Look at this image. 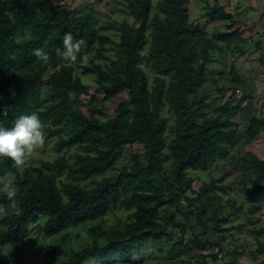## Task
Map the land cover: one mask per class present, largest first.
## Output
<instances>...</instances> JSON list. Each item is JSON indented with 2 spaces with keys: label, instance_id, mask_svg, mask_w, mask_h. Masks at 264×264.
Masks as SVG:
<instances>
[{
  "label": "trees",
  "instance_id": "obj_1",
  "mask_svg": "<svg viewBox=\"0 0 264 264\" xmlns=\"http://www.w3.org/2000/svg\"><path fill=\"white\" fill-rule=\"evenodd\" d=\"M127 1L139 24L123 22L115 26L120 32L121 62L84 67L98 77L106 100L127 91L128 98L119 103L116 114L102 120L101 107L83 110L75 105V95L88 92L87 84L75 74V66L98 41L103 45L106 39L98 33L96 9L69 14L64 4L54 0H0V127L11 128L20 115L36 113L47 136L52 137L70 117L74 128L69 136L57 141L58 150L72 146L82 150L77 153L76 164L59 157L22 172L10 158L0 157V172H14L17 185V195L11 201L0 191V264H14L3 248L19 242L42 217L44 234L54 236L117 207L131 211L126 220L120 219L108 229L93 226V244L71 252L60 264H87L112 254L128 256L150 241L170 237V226H186L178 223L177 215L181 213L182 194L191 187L187 171L207 170L217 159L226 158L232 147L251 144L264 132V115L252 116L244 130L237 122L243 103L253 98L252 94L230 95L214 113L206 102L212 53L221 50L222 43L231 45L242 38L233 13L217 2L207 5L204 17L211 22H228L227 31L209 35L206 25L191 18L189 0H158L157 12H153V0ZM69 33L79 44L75 61H64L58 51ZM38 48L48 53L47 61L33 55ZM146 48L147 54L143 53ZM143 63L154 72L152 83ZM230 74L233 80L243 82L239 73ZM45 82L50 89L48 99L42 97ZM218 92L223 96L225 90ZM13 94L15 100L5 112L4 103ZM165 107L174 114L175 136L170 142ZM135 142L143 145L144 153H133L130 164L117 166L125 145ZM169 160V165H164ZM238 169L253 214L262 209L256 195L264 193V158L246 149L239 154ZM111 170L115 173L106 176ZM97 176L101 178L94 185L80 183ZM226 192V185L211 180L194 190L195 196H185L196 209L192 215L202 225L201 233L213 229L227 237L225 231L237 228L223 226L243 208L231 201L234 209L226 215V204L218 201ZM165 213L168 218L162 221ZM261 221L260 216L248 221L253 225L250 232L257 237L259 254L264 252V224L257 226ZM100 235L106 243L99 244ZM195 245L203 247L198 236L192 246L180 236L171 247L160 250L178 257L190 253ZM229 253L237 256V249ZM203 257L202 264H207Z\"/></svg>",
  "mask_w": 264,
  "mask_h": 264
},
{
  "label": "rangeland",
  "instance_id": "obj_2",
  "mask_svg": "<svg viewBox=\"0 0 264 264\" xmlns=\"http://www.w3.org/2000/svg\"><path fill=\"white\" fill-rule=\"evenodd\" d=\"M55 3L64 4L69 14L86 12L92 8L96 9V27L98 33L105 39L103 45L98 41L91 52L85 56L80 64L75 66V74L79 76L88 86V92H81L75 95V105L80 109L86 110L89 107H101L102 113L99 114L102 120L113 117L117 112L119 103L128 98L127 91H123L118 96L106 100L104 93L100 90V81L98 77L91 72L84 71L85 66H92L95 63L106 65H118L121 57L118 54V43L120 32L115 28L119 24L126 22L132 26H138L139 21L131 13L127 0H54ZM225 6L226 10L234 14L236 24L242 31L241 40L233 42L231 45L222 43V49L215 50L212 53L211 60L208 63V75L210 81L207 86L210 87L206 102L211 113L216 112V108L230 95L247 93L248 87L254 89L256 84L262 89L264 87V76L255 73L256 81L238 82L232 79L230 73L250 74L249 69L254 58L261 55L264 61V0H189L188 6L191 12V18L194 21L206 25L207 32L212 35L216 31H227V21L211 22L204 17L207 5L213 6L215 3ZM158 0H153V12H157ZM148 53V49L143 52ZM63 60L68 59L63 56ZM257 63V62H256ZM262 65V64H261ZM144 70L148 73L152 83L154 72L143 63ZM235 70H231L232 68ZM262 70V69H261ZM262 74V73H261ZM261 77V78H260ZM247 85H246V84ZM218 89H224V95L218 92ZM50 89L45 82L42 88V97L48 99ZM252 99V98H251ZM248 110V109H247ZM163 115L169 119L167 136L168 141L174 138L173 128L175 127L174 114L165 107ZM245 117V116H244ZM241 117L239 124L241 129L247 126L246 119ZM243 118V119H242ZM47 123L46 125H49ZM60 131L52 137H48V131L42 128L44 134V143L35 150L28 152L25 156V163L17 166L20 172L25 168L33 169L38 167L43 160H55L59 157H66L73 165L76 164L77 153L82 152L80 147L72 146L63 150H58L57 141L61 136H69L74 128L73 120L68 117L59 126ZM250 143L243 142L234 146L226 158H219L210 165L207 170L187 171V177L191 182V187L182 194V201L179 206L181 213L177 215L178 223H185L186 226L169 227L170 237H163L159 241H150L140 251L134 250L130 255L112 254L108 258L93 259L87 264H202L200 254L207 264H264V252L257 253V237L250 232L253 225L248 224L249 220L260 216L262 221L257 224L259 227L264 224V193L256 195V203L261 205L262 209L251 214L249 211L250 201L247 194L243 191V185L240 183V171L238 169V158L240 152L251 148ZM125 153L117 162V166L130 164L133 153L142 155L145 148L139 142L127 144L124 147ZM166 152H169L166 149ZM169 161L164 162L168 166ZM35 175V171H31ZM115 173L111 170L106 174L110 176ZM15 173L0 172V187L9 180H13ZM65 177V174L63 175ZM101 176L93 178V181L80 182L84 186L94 185L99 181ZM211 180L218 184L226 185L227 192L223 193L222 199L218 200L226 204L224 213H232L234 209L229 202H235L236 206H242L229 217V222L224 223V228L234 226L237 228L231 231L219 233L213 229H208L206 233H201L202 225L193 214L196 209L189 205L185 196H195L194 190ZM17 206V205H16ZM130 210L117 207L103 217L84 222L80 225H72L63 230L60 234L46 236L43 232L45 217H42L38 223L32 224L28 232L22 239L12 246L3 248L4 255L12 260L14 264H60L68 260L71 252L79 251L83 248L90 247L94 242V235L90 229L95 225H101L108 229L116 224L118 220H126ZM190 216V217H188ZM189 218V220L187 219ZM168 214L162 215V221L167 220ZM164 219V220H163ZM256 226V227H257ZM180 236H183L184 243L189 242L192 246L194 238L199 237L203 247L194 246L192 251L178 257L169 256L160 249H168ZM99 244L106 243V238L100 235L97 238ZM212 245V246H211ZM232 248L237 249V256L229 253ZM257 253L255 257L253 254Z\"/></svg>",
  "mask_w": 264,
  "mask_h": 264
},
{
  "label": "clouds",
  "instance_id": "obj_3",
  "mask_svg": "<svg viewBox=\"0 0 264 264\" xmlns=\"http://www.w3.org/2000/svg\"><path fill=\"white\" fill-rule=\"evenodd\" d=\"M63 48L58 49L61 54L71 60H76L79 44L73 42V36L65 34ZM35 55L41 61L49 59L48 53L43 48L34 49ZM44 143L42 122L36 113L20 115L14 122L13 127H0V157L10 158L17 166L25 163L28 152L35 150ZM8 200H13L17 195V185L14 180H9L0 187Z\"/></svg>",
  "mask_w": 264,
  "mask_h": 264
},
{
  "label": "crops",
  "instance_id": "obj_4",
  "mask_svg": "<svg viewBox=\"0 0 264 264\" xmlns=\"http://www.w3.org/2000/svg\"><path fill=\"white\" fill-rule=\"evenodd\" d=\"M250 66H251V68L249 69L250 74L239 73L241 76V79L244 80V78H246V81L244 80V82H247V80L252 81L251 83L257 82L256 81L257 78L255 76L254 71L256 73H260L259 74L260 76H264V61H263L262 56L259 55L257 56V58H254ZM257 86L258 85L256 84V87H254V89L252 87L251 89L250 87H248L247 93L252 94L253 98L248 99L243 103L242 111L237 116V122H239V120H241V117H244V116H245L244 118L246 119V121H249V119L254 115L258 117H261L264 115V87L262 86V89H261L260 87L257 88ZM240 127H241V124H240ZM251 145L252 147L248 149L256 152L260 157L264 158V132L262 133V136L260 138L252 141Z\"/></svg>",
  "mask_w": 264,
  "mask_h": 264
},
{
  "label": "water",
  "instance_id": "obj_5",
  "mask_svg": "<svg viewBox=\"0 0 264 264\" xmlns=\"http://www.w3.org/2000/svg\"><path fill=\"white\" fill-rule=\"evenodd\" d=\"M15 100V94L11 95L4 103V110L5 112L8 111L10 103Z\"/></svg>",
  "mask_w": 264,
  "mask_h": 264
}]
</instances>
